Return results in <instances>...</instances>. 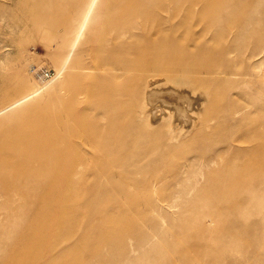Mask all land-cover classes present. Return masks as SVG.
Masks as SVG:
<instances>
[{"label": "rangeland", "instance_id": "374dc122", "mask_svg": "<svg viewBox=\"0 0 264 264\" xmlns=\"http://www.w3.org/2000/svg\"><path fill=\"white\" fill-rule=\"evenodd\" d=\"M229 2L232 8L239 4L235 13L243 14L241 18L259 30L260 52L264 49V0ZM26 5L27 0H0V110L41 89L0 115V264L31 259L26 264H264V66L254 69L243 57L245 47L254 45L249 33L239 32L233 41L240 54L227 67L238 74L224 80L203 76L213 101V119L204 137L192 134L182 143L181 152L169 157L164 172L136 177L139 185H132L129 192L103 184L98 190L89 188V177H77L79 191L62 194L78 201V208H73L57 203L59 193L46 187L62 177L51 172L56 163L33 160L59 149L61 134L68 130L62 125V105L74 103L75 97L60 90L62 39L56 31L29 23L22 10ZM62 5L70 6V2ZM241 18L230 20L237 23ZM223 25L221 21L208 28L207 43L232 44V36H227L228 42L223 39L227 32L222 31ZM202 29L196 23L195 34L201 35ZM192 30L187 27L183 33ZM99 34L96 28L84 36L85 45L73 60L75 67L95 60L106 64L97 51L107 53L108 49L93 43ZM213 34L216 39L211 41ZM257 58L264 60V53ZM215 61L227 68L221 58ZM41 70H50L55 83L50 84L52 78L41 81L36 75ZM103 71H91L84 81L87 103L81 109L85 113L72 111L73 121L78 116L85 125L99 120L92 112L98 104L94 93L98 88V94L109 101L121 102L113 89L105 88L119 84L120 79L109 74L95 80ZM70 126L79 129L78 122ZM142 164L148 168L153 161ZM115 179L121 182L122 178ZM152 180L161 183L155 190L145 189ZM53 212L64 224L35 243L39 232L55 225L49 220ZM56 245L50 255L48 251Z\"/></svg>", "mask_w": 264, "mask_h": 264}, {"label": "bare ground", "instance_id": "6f19581e", "mask_svg": "<svg viewBox=\"0 0 264 264\" xmlns=\"http://www.w3.org/2000/svg\"><path fill=\"white\" fill-rule=\"evenodd\" d=\"M66 1L70 6L62 5ZM230 6L229 0H27L22 10L28 15V22L56 31L62 39L58 66L60 90L75 97L74 103L66 101L62 105V125L68 130L61 134L59 149L55 147L49 154L33 158L37 163L45 160L56 163L52 174H62L61 179L46 186L59 193L57 203L78 208V201L75 203L68 194H62L77 193L81 182L76 178L80 176L89 177V188L98 190L105 186L129 192L132 185H139L140 179L137 181L136 177L164 172L169 157L180 153V148L185 147L182 143L192 134L195 138L204 137L213 119V101L206 86L207 78L203 76L224 80L228 75L238 74L227 65L240 54L233 41L242 31H247L254 43L241 52L243 57L254 69L262 70L264 66V60L257 58L264 53V49L259 52L263 40L259 30L252 22L242 19L243 14L235 13L239 4ZM221 13L224 16L218 15ZM232 16H240L241 20L231 21ZM221 21L224 22L222 31L227 29L223 39L228 42L227 36H232V44L215 47L205 37L210 31L208 28L216 27ZM196 23L204 27L201 35L194 32ZM187 27L193 30L184 34ZM96 28L101 34L93 43L108 49L107 53L97 51L105 59L107 69L97 60L92 65L75 67L77 62L73 60L85 45L84 36ZM214 36L209 40L216 39ZM219 58L228 69L216 64ZM76 69L80 71L75 72ZM98 69L104 71L97 75L96 81L108 78L109 74L120 79L119 84H106L105 88L113 89L121 102H111L98 94L99 88L94 90L98 104L92 112L99 120L85 125L78 116L74 121L78 122L79 129H73L70 113L76 109L85 113L81 109L87 103L83 83L91 77V71ZM71 76H75L73 82ZM56 80L52 78L50 84ZM39 91L36 89L4 107L0 115ZM147 160L153 161V165L144 168L142 162ZM117 177L122 178L121 182ZM101 178H107L106 183H100ZM158 183L152 180L144 188L155 190L161 181ZM49 220L55 225L39 232L44 236L37 234L35 243L43 242L64 224L58 212H53ZM56 247L48 253L53 255Z\"/></svg>", "mask_w": 264, "mask_h": 264}, {"label": "built area", "instance_id": "2783aa9c", "mask_svg": "<svg viewBox=\"0 0 264 264\" xmlns=\"http://www.w3.org/2000/svg\"><path fill=\"white\" fill-rule=\"evenodd\" d=\"M36 75L41 81L49 80L52 78V72L50 70H41L36 72Z\"/></svg>", "mask_w": 264, "mask_h": 264}]
</instances>
